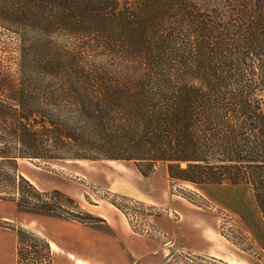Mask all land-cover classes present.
<instances>
[{"label": "trees", "instance_id": "16d2710c", "mask_svg": "<svg viewBox=\"0 0 264 264\" xmlns=\"http://www.w3.org/2000/svg\"><path fill=\"white\" fill-rule=\"evenodd\" d=\"M0 27L19 41L0 72V196L94 223L42 200L19 159L165 163L179 182L251 185L264 217V0H0ZM17 243L18 264H53L46 237L19 227ZM185 258L161 264H231Z\"/></svg>", "mask_w": 264, "mask_h": 264}, {"label": "rangeland", "instance_id": "374dc122", "mask_svg": "<svg viewBox=\"0 0 264 264\" xmlns=\"http://www.w3.org/2000/svg\"><path fill=\"white\" fill-rule=\"evenodd\" d=\"M18 48L16 36L0 27V72L17 68ZM18 172L60 211L91 213L104 220L85 223L33 212L20 207V191L4 193L0 264H18L19 227L54 243L53 264H161L172 252L185 261L186 256L205 255L231 264H264L261 232L255 227L264 225V217L251 185L179 182L170 177L165 163L145 176L133 162L123 160L19 159ZM112 213L128 245L108 224L106 217Z\"/></svg>", "mask_w": 264, "mask_h": 264}, {"label": "crops", "instance_id": "0c3cea01", "mask_svg": "<svg viewBox=\"0 0 264 264\" xmlns=\"http://www.w3.org/2000/svg\"><path fill=\"white\" fill-rule=\"evenodd\" d=\"M126 191H127V189H126ZM128 192V191H127ZM129 193V192H128ZM122 215H123V213H122ZM124 217H125V215H123ZM126 218V217H125ZM106 219H107V221L109 222L108 224H110L111 225V227L114 229V230H116V232L119 234L118 235V240L122 243H125V244H127L128 245V242L126 241V239H125V236H122V233H121V229H118L119 228V224H120V220H118V218H117V215H115L114 213H112L111 215H109L108 217H106ZM256 227V230L258 229V230H260V234H258V238L263 242V247H264V225H262V224H258V225H256L255 226ZM51 245H52V247H55V245H54V243L53 242H51ZM110 254H112V252L110 253V252H108V253H106V255L108 256V255H110ZM212 254V253H211ZM213 255H215V254H213ZM86 262L87 261H85V260H78V264H86ZM88 263V262H87ZM88 264H92V263H88Z\"/></svg>", "mask_w": 264, "mask_h": 264}]
</instances>
